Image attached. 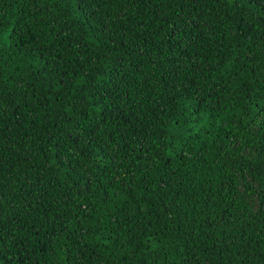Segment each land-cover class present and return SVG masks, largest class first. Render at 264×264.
Wrapping results in <instances>:
<instances>
[{"label": "trees", "instance_id": "16d2710c", "mask_svg": "<svg viewBox=\"0 0 264 264\" xmlns=\"http://www.w3.org/2000/svg\"><path fill=\"white\" fill-rule=\"evenodd\" d=\"M0 264H264V0H0Z\"/></svg>", "mask_w": 264, "mask_h": 264}]
</instances>
